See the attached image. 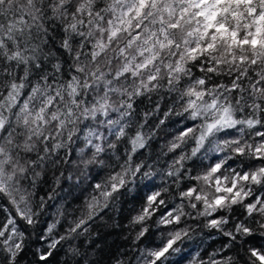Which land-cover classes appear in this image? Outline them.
Instances as JSON below:
<instances>
[{
    "label": "clouds",
    "instance_id": "9594fccd",
    "mask_svg": "<svg viewBox=\"0 0 264 264\" xmlns=\"http://www.w3.org/2000/svg\"><path fill=\"white\" fill-rule=\"evenodd\" d=\"M0 264H264V0H0Z\"/></svg>",
    "mask_w": 264,
    "mask_h": 264
}]
</instances>
